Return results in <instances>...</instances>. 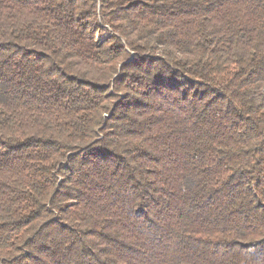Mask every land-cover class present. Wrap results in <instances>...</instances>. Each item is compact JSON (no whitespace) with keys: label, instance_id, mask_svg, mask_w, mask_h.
<instances>
[{"label":"trees","instance_id":"trees-1","mask_svg":"<svg viewBox=\"0 0 264 264\" xmlns=\"http://www.w3.org/2000/svg\"><path fill=\"white\" fill-rule=\"evenodd\" d=\"M0 264H264V0H0Z\"/></svg>","mask_w":264,"mask_h":264}]
</instances>
